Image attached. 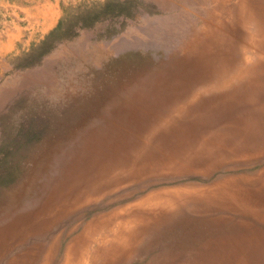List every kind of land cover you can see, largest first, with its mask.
I'll list each match as a JSON object with an SVG mask.
<instances>
[{"label": "rangeland", "instance_id": "obj_1", "mask_svg": "<svg viewBox=\"0 0 264 264\" xmlns=\"http://www.w3.org/2000/svg\"><path fill=\"white\" fill-rule=\"evenodd\" d=\"M106 1L59 0L58 33ZM208 8L131 0L31 64L45 33L0 57V264H41L52 244L62 264L93 220L89 264H264V46L245 49L234 12L226 39L187 53ZM243 57L256 82L211 87Z\"/></svg>", "mask_w": 264, "mask_h": 264}, {"label": "bare ground", "instance_id": "obj_2", "mask_svg": "<svg viewBox=\"0 0 264 264\" xmlns=\"http://www.w3.org/2000/svg\"><path fill=\"white\" fill-rule=\"evenodd\" d=\"M209 2V8L205 12V22L204 27L200 32L192 33V40L187 43V53L197 52L198 49H203L207 51L209 47L212 46L215 42L221 41L222 39H226L227 30L225 27V20H230V17H233L234 12L236 13L237 18L245 23L251 24L253 26V31L251 34H247L246 39L247 42L245 45V49H249L252 51H261L264 46V0H236L232 2L231 0H203ZM235 24V23H234ZM233 26V25H232ZM231 26V27H232ZM235 28V27H234ZM233 29V28H232ZM172 33V32H171ZM232 34V33H231ZM177 35V34H176ZM237 35V34H236ZM230 38V37H229ZM236 38V36H235ZM234 38V39H235ZM232 39V38H230ZM257 40L255 43L254 41ZM245 41V42H246ZM232 44L231 42H229ZM225 45V44H224ZM223 45V47H224ZM227 45V44H226ZM217 47V46H216ZM222 47V48H223ZM226 48V46H225ZM229 48V47H228ZM227 48V49H228ZM236 48V47H235ZM234 48V49H235ZM244 49V48H243ZM219 50V49H218ZM230 50V49H229ZM227 51V50H226ZM244 51V50H243ZM223 52V51H222ZM219 53V52H218ZM260 54V53H258ZM216 56V55H215ZM227 57V56H226ZM224 57V58H226ZM229 57V56H228ZM232 57V56H231ZM212 58V57H211ZM261 58V57H260ZM244 60L237 66L236 70L228 71L224 70L220 75L212 82V86L214 88H221L225 86H229L234 81L243 80L244 78H248V82H256L257 78L251 77L253 73V68L257 67L258 62H253V65L250 67H246L247 60L243 57ZM232 60V59H231ZM204 61V60H203ZM211 61V60H210ZM204 63V62H203ZM216 63V62H215ZM228 63V62H227ZM232 63V62H231ZM211 64V63H210ZM204 65V64H203ZM209 65V64H208ZM207 65V66H208ZM214 65V64H213ZM221 66V65H220ZM224 66V65H223ZM216 67V66H215ZM214 67V68H215ZM204 69V68H203ZM260 69V68H259ZM222 70V68H221ZM183 71V69H182ZM215 71V70H213ZM209 72V71H207ZM211 73V72H209ZM210 75V74H209ZM216 75V74H215ZM260 78V81L264 78L263 75ZM209 78V77H207ZM157 80V79H156ZM208 81V80H207ZM207 83V82H206ZM264 83V81L262 82ZM236 84V83H235ZM198 89V88H197ZM206 89V88H205ZM203 93V92H202ZM210 93V92H209ZM205 94V93H204ZM205 96V95H204ZM239 96V95H238ZM211 97V96H210ZM236 97V96H234ZM237 98V97H236ZM203 99V98H202ZM242 100V99H241ZM235 102V100H234ZM243 102V101H242ZM234 106V104H233ZM243 106V105H242ZM244 107V106H243ZM241 108V107H240ZM168 113V112H167ZM232 113V112H231ZM233 114V113H232ZM154 123V122H152ZM158 124V123H157ZM161 125V124H160ZM163 125V124H162ZM161 125V126H162ZM158 126V125H157ZM159 127V126H158ZM120 139V138H119ZM101 140V136L97 133H92L87 136V138L82 142V145L87 148H94L98 146V141ZM116 140V139H115ZM125 140V139H124ZM103 142V141H102ZM124 141H122L123 143ZM106 144V143H104ZM103 147V146H102ZM108 147V146H107ZM110 147V146H109ZM84 149V148H83ZM99 149V148H98ZM111 149V148H110ZM102 150V149H101ZM95 152V150H94ZM97 153V152H96ZM99 153V152H98ZM81 154V153H79ZM116 158V157H115ZM117 161V160H116ZM126 161V160H125ZM127 163V162H126ZM137 163V162H136ZM138 164V163H137ZM35 200V199H34ZM31 206V205H30ZM58 210V209H57ZM104 218V217H103ZM108 219V218H107ZM121 221V220H120ZM103 222L100 220H93L89 223L82 233L75 237V239L70 242L68 245L65 255L64 261L62 264H89L91 261H94L97 256H100L102 253V249L100 245L93 247L92 250H89L90 246H92V242H94V235L98 233V231L103 227ZM128 222V221H127ZM107 223V221H106ZM110 224V223H109ZM114 224V222H113ZM117 224V222L115 223ZM108 225V224H107ZM116 226V225H115ZM5 227V226H4ZM8 228V227H7ZM110 228V227H109ZM112 228V227H111ZM120 229V228H119ZM6 229L0 227V234H2ZM133 230V229H132ZM111 231V230H110ZM119 231V230H118ZM25 233V232H24ZM30 234V233H29ZM33 234V233H32ZM113 239L115 242L119 241L120 244H124L128 237H125L123 233L116 234L113 233ZM31 235V234H30ZM131 235V234H130ZM135 235V234H134ZM29 236V235H28ZM3 238V237H2ZM1 238V239H2ZM30 238V237H29ZM100 238V237H99ZM130 238V237H129ZM17 239V238H16ZM130 240V239H129ZM15 241V239H14ZM19 241V240H18ZM96 242V241H95ZM100 242V241H99ZM11 245V244H10ZM83 245V246H82ZM8 246V245H7ZM13 246V244H12ZM18 246V245H16ZM40 246V245H39ZM82 246V247H81ZM47 247V246H46ZM54 247V244L48 250V253L45 255L44 261L41 264H48L49 253ZM103 247V246H102ZM107 247V246H106ZM4 248V247H2ZM12 248V247H11ZM16 248V247H15ZM27 248V247H26ZM109 248V247H108ZM14 249V248H13ZM32 249V248H31ZM36 249V248H35ZM38 249V248H37ZM126 249V248H125ZM27 250V249H26ZM108 252V251H107ZM9 253V252H8ZM25 253V252H24ZM35 253V252H34ZM33 253V254H34ZM10 254V253H9ZM6 256V255H5ZM8 256V255H7ZM35 256V255H34ZM51 256V255H50ZM41 257V256H40ZM19 258V257H18ZM102 258V257H101ZM23 259V258H22ZM17 260L16 257H13L8 264H12ZM29 260V258H28ZM102 260V259H100ZM32 261V260H31ZM24 262L25 261L24 259ZM99 262V261H98ZM102 262V261H101ZM105 262V260H104ZM18 264V263H17ZM21 264V263H19ZM25 264V263H24Z\"/></svg>", "mask_w": 264, "mask_h": 264}, {"label": "crops", "instance_id": "obj_3", "mask_svg": "<svg viewBox=\"0 0 264 264\" xmlns=\"http://www.w3.org/2000/svg\"><path fill=\"white\" fill-rule=\"evenodd\" d=\"M59 0H0V57L37 40L59 17Z\"/></svg>", "mask_w": 264, "mask_h": 264}, {"label": "trees", "instance_id": "obj_4", "mask_svg": "<svg viewBox=\"0 0 264 264\" xmlns=\"http://www.w3.org/2000/svg\"><path fill=\"white\" fill-rule=\"evenodd\" d=\"M131 0H107L104 4V8L101 11L86 10L78 15L72 17L68 25L66 26L64 32H61V35L58 33L59 27L57 25L50 28L41 38L40 43L32 49V51L26 55L24 58L27 59L31 57L33 53H36L35 60L31 59L24 62L22 65H27L35 62L40 55L46 52L54 42L61 37H70L74 32L70 33L69 29L72 28L74 24L78 27L90 26L94 21L98 20L102 15L108 14L111 11L112 13H117L122 10V7L129 5Z\"/></svg>", "mask_w": 264, "mask_h": 264}]
</instances>
